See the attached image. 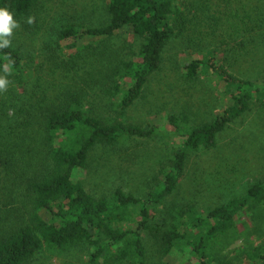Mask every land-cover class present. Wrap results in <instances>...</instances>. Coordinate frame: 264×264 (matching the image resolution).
<instances>
[{
  "label": "trees",
  "instance_id": "trees-1",
  "mask_svg": "<svg viewBox=\"0 0 264 264\" xmlns=\"http://www.w3.org/2000/svg\"><path fill=\"white\" fill-rule=\"evenodd\" d=\"M40 3L0 0L18 27L32 33ZM183 7L179 0H109L107 24L81 30L66 23L44 44L38 61L12 42L0 48V76L10 91L0 99V264H28L47 251L80 245L90 248L93 264H144V231L161 257L180 250V264H231L233 258L264 264V177L249 183L241 196L207 210L188 203L174 204L163 215L159 211L179 188L192 157L212 152L218 135L254 104L264 108V75H236L207 51L183 64V76L220 82L227 98L222 111L196 125L186 113L169 114L165 125L149 128L129 120V108L162 69L167 47L184 35ZM126 28L139 47L122 58L107 44ZM88 37L108 40L105 50L97 51ZM96 55L100 67L96 58L90 60ZM80 63L93 68L82 78ZM98 93L110 105L106 114L91 102ZM162 129L174 134L177 144L160 161L149 196L117 187L97 198L87 190L83 172L93 150L154 137ZM248 233L253 239L244 238L234 255L225 254L232 241Z\"/></svg>",
  "mask_w": 264,
  "mask_h": 264
},
{
  "label": "rangeland",
  "instance_id": "rangeland-1",
  "mask_svg": "<svg viewBox=\"0 0 264 264\" xmlns=\"http://www.w3.org/2000/svg\"><path fill=\"white\" fill-rule=\"evenodd\" d=\"M108 1L41 0L35 32L16 27L9 39L38 61L45 50L44 44L54 40L57 30L66 23H76L81 30L107 24ZM179 1L184 7L187 5L185 17L188 23H185L184 35L169 44L162 69L147 85L144 95L129 108L128 116L133 124L146 128L165 125L169 114L180 116L186 113L190 116V123L196 125L222 111L227 98L221 92L224 87L220 82L206 76L195 81L184 78L183 64L193 56L213 50L236 75L252 79L264 75V0ZM190 36H194V40L188 42ZM85 41L97 51H104L103 45L108 40L88 37ZM138 44V37L126 28L107 45L126 58L138 50ZM98 57L90 60L96 58L100 67ZM79 67L81 78L86 71L93 70L89 64L80 63ZM8 92L10 95L8 88L0 90V99L7 98ZM91 102L100 113L109 111L110 105L99 93L91 96ZM176 144L175 135L162 129L154 137L134 138L116 147L99 146L91 152L89 164L83 172L85 187L97 198L110 196L117 187L147 197L155 188L154 177L160 161ZM263 177L264 108L259 109L254 104L218 135V146L212 152L192 157L179 188L165 200L159 211L163 215L174 204L188 203L194 204L198 210H207L229 198L241 196L249 183ZM142 237L146 249L144 264H180L184 261L180 250L161 257L154 238L147 231L142 232ZM248 237L253 239L254 236L248 233L232 241L225 254L234 255L243 246V239ZM89 252L86 245L62 252L47 251L28 264H93ZM232 260L231 264H245L239 258Z\"/></svg>",
  "mask_w": 264,
  "mask_h": 264
},
{
  "label": "clouds",
  "instance_id": "clouds-1",
  "mask_svg": "<svg viewBox=\"0 0 264 264\" xmlns=\"http://www.w3.org/2000/svg\"><path fill=\"white\" fill-rule=\"evenodd\" d=\"M28 23H32L31 18ZM18 26V21L14 19L13 13L7 7L0 6V48L9 47L11 43L9 37H11L13 29ZM8 83L9 81L4 76H0V90L5 89Z\"/></svg>",
  "mask_w": 264,
  "mask_h": 264
}]
</instances>
